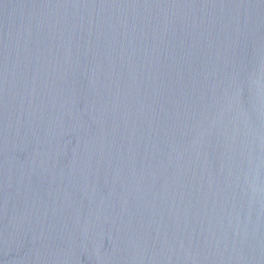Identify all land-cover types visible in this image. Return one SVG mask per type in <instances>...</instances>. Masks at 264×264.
I'll return each mask as SVG.
<instances>
[{
  "label": "water",
  "instance_id": "1",
  "mask_svg": "<svg viewBox=\"0 0 264 264\" xmlns=\"http://www.w3.org/2000/svg\"><path fill=\"white\" fill-rule=\"evenodd\" d=\"M0 264H264V0H0Z\"/></svg>",
  "mask_w": 264,
  "mask_h": 264
}]
</instances>
